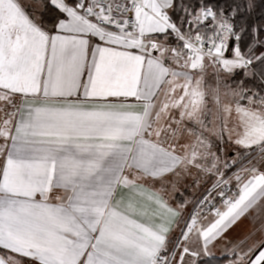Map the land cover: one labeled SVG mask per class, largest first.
<instances>
[{"label":"snow or ice","instance_id":"snow-or-ice-1","mask_svg":"<svg viewBox=\"0 0 264 264\" xmlns=\"http://www.w3.org/2000/svg\"><path fill=\"white\" fill-rule=\"evenodd\" d=\"M0 113V264H264V0H0Z\"/></svg>","mask_w":264,"mask_h":264},{"label":"crops","instance_id":"crops-1","mask_svg":"<svg viewBox=\"0 0 264 264\" xmlns=\"http://www.w3.org/2000/svg\"><path fill=\"white\" fill-rule=\"evenodd\" d=\"M209 82H212V77L207 78ZM3 113H0V118H2ZM230 148L236 149L235 145L232 144H225L224 145V151L226 153L225 158L231 157L233 154L230 153ZM237 150V149H236ZM235 169H233L234 171ZM231 172H229V175ZM197 173L196 170H192V175L184 177L178 184H177V191H172L169 185V192H168V198L173 204H176L177 202H181L185 199L189 200L190 203L188 205V208L186 209L185 215L187 216L189 213L193 212V208L196 205V202L198 199L204 195H206L207 191H213L212 184L215 181V177L210 176H203L200 177V184L197 186L194 183V180L196 179ZM156 187H159V184L156 185ZM196 210V209H195ZM247 222L235 227L228 235V239L230 240H236L240 237H242L247 229ZM179 230H177L178 232ZM224 242H221L216 245L214 249H212L215 253V256H223L224 252Z\"/></svg>","mask_w":264,"mask_h":264},{"label":"trees","instance_id":"trees-1","mask_svg":"<svg viewBox=\"0 0 264 264\" xmlns=\"http://www.w3.org/2000/svg\"><path fill=\"white\" fill-rule=\"evenodd\" d=\"M232 79L233 80L239 79V77H234ZM229 82H231V81H229ZM245 84L247 87H253L254 85L258 86L259 81L258 80H256V81L249 80V81H246ZM224 262H226L224 260V256H219V257L215 256L214 259L212 260V264H223Z\"/></svg>","mask_w":264,"mask_h":264},{"label":"rangeland","instance_id":"rangeland-1","mask_svg":"<svg viewBox=\"0 0 264 264\" xmlns=\"http://www.w3.org/2000/svg\"><path fill=\"white\" fill-rule=\"evenodd\" d=\"M212 71H213V70H212L211 67H209V68L207 69V78L212 77ZM235 151H236V149H234V148H230V153L234 154Z\"/></svg>","mask_w":264,"mask_h":264},{"label":"built area","instance_id":"built-area-1","mask_svg":"<svg viewBox=\"0 0 264 264\" xmlns=\"http://www.w3.org/2000/svg\"><path fill=\"white\" fill-rule=\"evenodd\" d=\"M225 187H226V189H227V188H231L232 186H231V185H228V186H225ZM233 190H234V189H233ZM202 197H203V196H202ZM202 197H200V198L198 199V201H199ZM213 202H215V201H213ZM207 206H209V205H206V207H207ZM195 209H196V208H195V206H194V208H193V212L195 211ZM223 264H226V263H223Z\"/></svg>","mask_w":264,"mask_h":264}]
</instances>
